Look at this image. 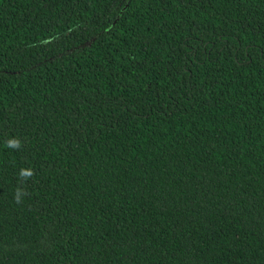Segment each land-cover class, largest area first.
<instances>
[{
	"label": "trees",
	"instance_id": "1",
	"mask_svg": "<svg viewBox=\"0 0 264 264\" xmlns=\"http://www.w3.org/2000/svg\"><path fill=\"white\" fill-rule=\"evenodd\" d=\"M0 264H264V0H0Z\"/></svg>",
	"mask_w": 264,
	"mask_h": 264
},
{
	"label": "clouds",
	"instance_id": "2",
	"mask_svg": "<svg viewBox=\"0 0 264 264\" xmlns=\"http://www.w3.org/2000/svg\"><path fill=\"white\" fill-rule=\"evenodd\" d=\"M6 146L17 149V148H20L22 145H21V141L18 138H10L9 140H7ZM18 175L21 181L23 182L31 178L34 175V172L31 168H21L19 170ZM26 195H27V192L26 190H24V188L17 187L14 192L13 199L17 204H20L22 203L23 197Z\"/></svg>",
	"mask_w": 264,
	"mask_h": 264
}]
</instances>
